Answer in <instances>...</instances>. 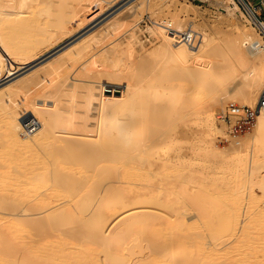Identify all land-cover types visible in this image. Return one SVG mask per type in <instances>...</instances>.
I'll return each instance as SVG.
<instances>
[{
	"label": "bare ground",
	"instance_id": "1",
	"mask_svg": "<svg viewBox=\"0 0 264 264\" xmlns=\"http://www.w3.org/2000/svg\"><path fill=\"white\" fill-rule=\"evenodd\" d=\"M120 1L0 0V53L19 67L0 83L1 127L27 151L8 156L0 182L34 187L55 182L37 197L45 206L15 205L9 219L0 218V264H11L18 251L26 264H197L192 251L185 258L189 236H181L178 245L133 250L138 229L164 218L158 207L167 188L144 182H169L171 171L198 160L199 122L213 126L211 116L226 113L224 107L201 104L205 93L211 102L258 104L264 92V36L252 25H241L243 14L234 0H198L219 9V22L234 29L212 35L188 21L186 9L196 10L192 3L128 0L102 26L38 65ZM159 1L174 2L172 11L142 25L143 14L155 15ZM39 18L42 38L19 35L20 27L27 29ZM190 30L202 34L200 43L180 37ZM143 31L157 36L155 49L166 58L162 65L139 60L135 44ZM138 71L152 77L150 87L133 79ZM115 84L120 90L106 94L112 90L105 86ZM178 105L183 110L178 121L165 116ZM257 118L264 122V106ZM26 121H34V128L29 130ZM187 125L191 133L180 141L177 136ZM232 143L239 145L241 139ZM66 184L77 193L62 201ZM126 189L135 192L124 201ZM119 197L122 201L110 208ZM5 203L0 197V207ZM24 222L35 226L17 242L16 231ZM225 250L224 264H264V228L243 229Z\"/></svg>",
	"mask_w": 264,
	"mask_h": 264
},
{
	"label": "rangeland",
	"instance_id": "2",
	"mask_svg": "<svg viewBox=\"0 0 264 264\" xmlns=\"http://www.w3.org/2000/svg\"><path fill=\"white\" fill-rule=\"evenodd\" d=\"M127 1H120L82 31L72 36L64 45L43 56L37 61L38 65L46 62L52 55L62 52L67 47L66 45L78 42L85 35L102 26L121 11L127 4L123 7L121 5ZM178 1L186 5L192 3L196 7L194 11L190 7L187 8L186 13L188 21H193L198 26V30L202 28L210 35L216 32L218 34L233 32L234 29L219 22L220 10H216L214 7L210 8L208 2L198 0ZM173 3L170 1L162 2L155 15L150 12L143 14L140 23L146 25L148 21H155V16L162 18L166 12L172 11L173 7L170 4ZM39 4L41 2H38L37 6ZM19 18L21 17H14L15 20ZM41 23L39 18L36 23H29L27 29L26 27H20L22 33L19 32V35L21 34L23 38H42L43 31L40 32L38 29ZM240 23L245 27L250 26L245 21ZM157 42L156 35L143 31L137 37L135 44L139 60L153 66L165 63L166 58L155 49ZM145 74V72L140 71L133 73V79L150 87L153 79L151 76L145 77ZM120 86L119 84H115L113 87L106 85V89L112 90L106 92V94L117 93L116 91L120 90ZM190 91H192V88L189 89ZM200 103L216 110L224 107L225 111H229L231 105L254 107V104H250L246 100L226 101L225 103L211 102L207 93H205ZM171 111L173 112H168L165 116L177 121L183 114L180 105L171 108ZM211 117L213 126H209L208 122L203 120L199 122L198 160H187V163H190L189 165L171 171L169 182H144L159 184L167 188L166 192L160 194V200L163 204L158 207L159 214L164 218L161 219L158 225L144 226L138 229L135 234L133 250L138 251L142 247V250L148 252L155 244L162 248L178 245L183 241L181 236H189V239L184 240V247L187 252L185 258L188 256V252L192 251L197 264H224L228 257L225 248L229 244H235L243 229L252 232L263 230L264 165L262 161L264 159V122H260L257 117L240 122H236V118H232V116L225 118L222 114L212 115ZM1 119L0 109V171H3L4 169H1V166L8 163L7 159L10 154L20 156L27 151L13 141L7 131L1 127ZM189 127L190 125H187L186 132L181 135L178 134L177 137L180 141L184 136L191 133ZM20 131L23 132L22 128H20ZM236 139H241V144H233L232 141ZM183 143L179 144L182 148L186 146ZM190 155L192 156L191 151L187 149V156ZM14 166L15 163H12V167ZM5 183H7L6 188L0 189V197L6 200L4 207H0V218L9 219V214L12 213V208L15 205H26L28 208L45 206L46 204L40 203L37 197L52 188L55 182H39V186L36 187L22 184V182H0V184ZM132 183L140 185L143 182ZM69 184H66V187L60 190L62 201L77 193L76 190L74 191V189L68 187ZM26 190H32V195L22 197V195L28 193ZM128 190L126 189L125 193L122 194L124 201L126 196L134 195V189ZM155 193L153 191V194ZM13 197L20 198V200L16 202ZM119 201H122L121 197L112 200L111 203H113L109 205L110 208H114L116 205L114 203ZM136 201L141 202L138 199ZM130 202L134 203V200L130 198ZM145 205L154 207L150 204ZM38 216L35 215L33 218H38ZM40 218L47 219L45 215ZM34 226V223L24 222L22 229L16 231L15 239L17 242L26 240L25 237L29 235ZM240 246L243 247V244H240ZM24 257V253L18 251L15 260L11 264H26L27 259Z\"/></svg>",
	"mask_w": 264,
	"mask_h": 264
},
{
	"label": "built area",
	"instance_id": "3",
	"mask_svg": "<svg viewBox=\"0 0 264 264\" xmlns=\"http://www.w3.org/2000/svg\"><path fill=\"white\" fill-rule=\"evenodd\" d=\"M239 6L243 19L248 24L252 25L262 36H264V0H234ZM217 10V8H215ZM169 29V26H164ZM180 34V32H179ZM178 35V34H177ZM181 38L186 39L191 45H196L200 43L202 39V34L197 31H187V33L182 34ZM19 67L14 63L9 56L4 53H0V83L5 82L9 78L13 77L18 72ZM264 106V92L260 97V100L256 106L251 107H240L231 105L229 111L222 113L225 118H236V122L242 120H252L257 117L260 113L262 107ZM25 126L29 130L33 129L35 124L33 122H25Z\"/></svg>",
	"mask_w": 264,
	"mask_h": 264
}]
</instances>
